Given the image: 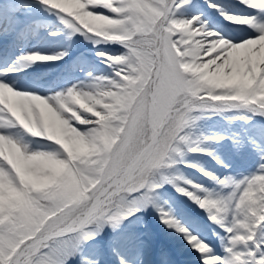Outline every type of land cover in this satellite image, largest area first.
Listing matches in <instances>:
<instances>
[{"label":"snow or ice","instance_id":"snow-or-ice-1","mask_svg":"<svg viewBox=\"0 0 264 264\" xmlns=\"http://www.w3.org/2000/svg\"><path fill=\"white\" fill-rule=\"evenodd\" d=\"M0 264H264V0H0Z\"/></svg>","mask_w":264,"mask_h":264}]
</instances>
